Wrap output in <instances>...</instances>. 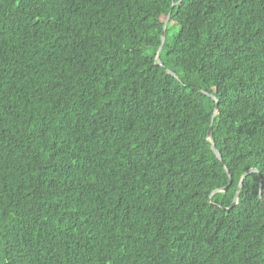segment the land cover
Listing matches in <instances>:
<instances>
[{
	"label": "trees",
	"instance_id": "1",
	"mask_svg": "<svg viewBox=\"0 0 264 264\" xmlns=\"http://www.w3.org/2000/svg\"><path fill=\"white\" fill-rule=\"evenodd\" d=\"M0 264H264V0H0Z\"/></svg>",
	"mask_w": 264,
	"mask_h": 264
},
{
	"label": "water",
	"instance_id": "2",
	"mask_svg": "<svg viewBox=\"0 0 264 264\" xmlns=\"http://www.w3.org/2000/svg\"><path fill=\"white\" fill-rule=\"evenodd\" d=\"M168 17V16H167ZM166 20H167V18L165 19V22H164V25H163V27L165 26V24H166ZM164 37H165V34H164V30L161 32V34H160V44H159V46H158V48H157V51H156V60L159 62V64H160V58H159V52H160V49H161V47H162V45H163V43H164ZM166 71L169 73V74H171L172 76H175V73L173 72V71H171L170 69H166ZM210 97L213 99V100H215V102H216V98L214 97V95L212 96V95H210ZM216 109H217V105L215 104V108H214V112L216 111ZM211 128H212V125L210 124L209 126H208V128H207V138H210L211 137ZM210 147H211V149L213 150V152L215 153V155H216V157L217 158H219V154H218V152L216 151V149L214 148V143L213 142H211V144H210ZM251 171H254V169H250V170H247V171H245L243 174H242V176H241V178H240V181H239V184H238V187H240V185H241V182H242V179L245 177V175L246 174H248V173H250ZM229 184V183H228ZM228 184L227 185H225V186H223L222 187V189H219V190H224V189H226L225 187L226 186H228ZM238 187H236V189L238 188ZM261 182H260V180H259V192H258V197L259 198H261ZM238 190V189H237ZM236 202V194H235V196H234V198H233V201H232V203H231V205H233L234 203Z\"/></svg>",
	"mask_w": 264,
	"mask_h": 264
},
{
	"label": "rangeland",
	"instance_id": "3",
	"mask_svg": "<svg viewBox=\"0 0 264 264\" xmlns=\"http://www.w3.org/2000/svg\"><path fill=\"white\" fill-rule=\"evenodd\" d=\"M169 34H171V30H169Z\"/></svg>",
	"mask_w": 264,
	"mask_h": 264
},
{
	"label": "clouds",
	"instance_id": "4",
	"mask_svg": "<svg viewBox=\"0 0 264 264\" xmlns=\"http://www.w3.org/2000/svg\"><path fill=\"white\" fill-rule=\"evenodd\" d=\"M178 1H180V0H178Z\"/></svg>",
	"mask_w": 264,
	"mask_h": 264
}]
</instances>
